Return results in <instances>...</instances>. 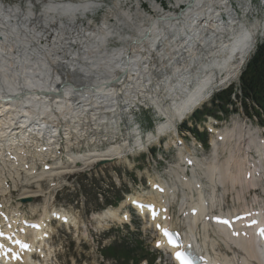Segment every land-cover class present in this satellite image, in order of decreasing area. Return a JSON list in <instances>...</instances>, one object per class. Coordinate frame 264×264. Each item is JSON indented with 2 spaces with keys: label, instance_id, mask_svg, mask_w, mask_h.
Here are the masks:
<instances>
[{
  "label": "bare ground",
  "instance_id": "bare-ground-1",
  "mask_svg": "<svg viewBox=\"0 0 264 264\" xmlns=\"http://www.w3.org/2000/svg\"><path fill=\"white\" fill-rule=\"evenodd\" d=\"M108 1L28 0L27 7L0 4L3 196L11 192L8 179L13 183L23 179L28 185L37 180V187H41L40 182L46 177L66 169L60 166L61 156L57 152L65 143L69 169L73 172L101 161L126 162L124 151L129 142H117L101 151H86L83 156L74 154L73 145H80L79 141L87 145L91 140L96 142L92 137L101 136V130L107 134L115 132L110 121L121 110L120 97L145 98L167 119L158 131L162 135L173 132L178 120L187 118L233 74L232 68L244 59L256 39L255 31H246L235 21L229 0H176V6L186 5L181 15L177 11H162L157 3L148 0H137L135 4L132 0H111L112 5ZM146 1L152 3L156 14L145 11ZM102 3L107 12L101 24L76 22L78 16L94 11ZM130 4L133 5L129 7ZM222 12L231 20L221 21ZM261 25L264 29V22ZM206 30L213 32L210 43ZM113 38L124 45L110 49ZM159 70L160 75L156 73ZM118 75L122 78L119 85L112 82ZM89 130L94 135L87 139ZM254 131L239 124L229 131H215L218 139H212L214 152L207 160L200 161L189 147L181 146L182 162L192 166V177L188 178L187 168L180 166L181 172H173L171 183L151 180L156 187L147 200L156 204L151 227L159 225V229L179 231L181 219H174L170 210L166 211L177 203L191 238L204 241L207 250L208 246L214 249L212 260L216 264H264L262 243L258 242V252L254 251L253 241L241 228L243 218L236 219V212L225 211L221 202L231 191L238 200H243L242 195L251 190L261 189L264 196V139ZM50 160H54L50 169L38 172V165ZM34 191L24 190L23 201L44 194ZM260 199H254V204L242 202V206L251 205L240 214L260 218L264 214V198ZM7 204H3L5 209L0 207L1 213L10 220L9 224H14L19 211L7 209ZM215 209H219L218 215ZM57 214L68 219L66 224L79 229L74 217L65 212ZM104 216L129 220L128 214L121 218L118 209L113 208ZM51 218L46 208L38 221L39 229L32 230L33 245L20 264H36L32 255H45L43 246L53 232ZM3 232L7 234L6 230ZM189 241L187 237L186 243ZM164 245L162 240L160 246ZM222 245L226 252L220 251Z\"/></svg>",
  "mask_w": 264,
  "mask_h": 264
},
{
  "label": "rangeland",
  "instance_id": "rangeland-1",
  "mask_svg": "<svg viewBox=\"0 0 264 264\" xmlns=\"http://www.w3.org/2000/svg\"><path fill=\"white\" fill-rule=\"evenodd\" d=\"M148 1L157 3L159 7L162 4L163 6L166 7V9H168L169 11H173V12L175 10H173L171 7L176 9V4H177L176 0H148ZM148 1H146V6L143 3L145 11L147 13L156 14V12L154 11L152 7V3H149ZM108 2L110 4L111 0H109ZM136 2L137 0H135L133 3L135 4ZM254 3L256 4V6H258L260 4V0H254ZM28 4L29 3H27V5ZM110 5H112V3ZM132 5L130 4L128 6L130 7ZM36 8H39V7H36ZM253 9L255 8L253 7ZM168 10H165V11H168ZM177 12H180V11L178 10ZM258 12H259L258 20L259 22H261L262 20L261 18H263L264 15L262 16L260 14V11ZM102 15H103V12L100 14V17H102ZM250 20H253V19H250ZM113 23H115V20H113ZM123 45H124V42H119L118 38H113L111 40V44L109 47L111 49V48L121 47ZM196 59L197 57H195V60ZM161 72H162L161 70L156 71V73L159 75L161 74ZM153 78H154V75H153ZM159 79L160 78H158L157 81ZM120 100L122 103L121 105L122 114L121 112H119L118 115H116V117H112V120L110 121L112 122L111 126H114L116 129L115 132H111L107 134L106 132H103L104 130H101L102 131L101 136H97V134H95V136L92 137L94 133L91 134V130H89L87 139H90V136H91L92 138L97 139V141L95 142L94 140L93 141L91 140L89 145H87L85 141L84 142L79 141L82 143V144L79 143L81 146L78 145V143H75L73 145V150H72L74 154L83 156L84 154H86V151H91V152H94L95 150L101 151V150L108 148V146L117 144V142L126 143L127 139H134L135 137H137L138 135H137L136 127H132V124L130 122L129 124H127V126H124V122H120V117L122 119V118H125V116L129 115L127 111H125V109H127L130 105L133 107L132 111L133 112L135 111L134 112L136 114L135 116L138 118V121L140 123L139 126L141 127V130L143 132L142 136L145 140L149 139L150 135L156 134L157 128H159L161 124H166L167 122L166 117H164L163 114H161L158 110H156L157 108L154 106V104H151V102H149L148 100H145V98L143 99V97L141 96H138V95L136 97L132 96L130 97L129 100H124L122 97H120ZM140 100L145 104V106L150 107L153 110L149 109L148 111L147 110L144 111L142 109L140 111V114L138 111L136 112V110H134L136 108L135 104L136 102ZM168 103L171 104V101H168ZM206 104H208V106L211 107L210 102ZM191 116L192 115H190L188 118L184 120L177 119L178 120L177 129H179L180 132L183 127L182 125L185 122H188V125L193 126V120ZM247 116L248 115L246 111L240 108L237 112L230 113L228 116H226V119H223L222 121H220L216 127L218 131L222 130L223 132L225 130H228V131L231 130L237 124L244 126L245 129L252 128V130L250 129V131H254V130L263 131L264 130L262 127H259V123L257 119H251L250 121L248 120ZM62 123H63L62 125H64V121H62ZM90 124H93V122H90ZM119 124H120V127H119ZM208 124L209 123H207V125ZM104 125L106 124H103V126ZM92 128H94V125H92ZM62 130L64 131L65 128H62ZM201 131H202V127H201ZM170 132L171 131H169L168 134H166V137H165L166 143L163 145L164 148L159 149L158 148L159 145L157 146L155 145V149H154L157 151V153H158V150H162L163 152L164 151L166 152L165 158L168 156V158L165 160L166 163L158 161L160 159L159 156H158L159 159L157 157L154 158L156 162L150 161L151 158L147 154L146 155L141 154L139 156L137 155L134 157L132 156L128 157L129 156L128 149L131 146L129 144H126V148L124 151V155L128 158L126 162L121 161L122 162L121 163L119 161H115V162H111L101 167H98L97 165L93 166L94 165L93 164L91 165L92 167L87 166V167H91V170H87L88 168L86 170L81 168L80 170H76L75 172H73V169H69L70 161L66 155L67 150L65 147L66 146V143H65L62 146V149L64 148L66 150V152L63 151V153H65L64 155L65 157L60 155L61 159L59 157V160H60V166L61 167L66 166V169L63 170L62 168V170H60L61 172L59 171L60 173L58 175H55L51 178L46 177L45 180H48V181L40 182L41 187H37V180H34L32 183H30L31 184L30 186V184L28 185V183L23 181V179H20V180L16 179V181H14L15 185L11 179H8V181H10L9 183L10 185L8 184V187L11 186L9 188L11 192L3 196V193L0 191V201L4 203L8 202L7 205H10L11 207L16 206L17 208H19V210H21L22 212L30 216H36V215L39 216L40 214L42 215L44 213V210H46V208L47 210H49L53 206H57L58 208L67 210L69 213L66 211H63V212L67 213V215L71 217H74L76 219V222H78L79 229L75 228L73 224L72 225L65 224L69 229L71 228V226H73L76 232H79L78 235L75 234V231L73 228L70 229L71 231L70 232L67 229V227H65L64 225L57 226L56 224L54 225L55 227L52 226L53 232L51 236L53 235L54 232L55 234L53 235L52 239L50 237L47 241L48 243H46L43 246L45 255L43 256V254H40V253L38 254L39 257L42 258V260L34 259L36 261V264H41V263L42 264H132V262L129 261L128 258H126L127 260H121V262L114 261V259L110 258V257H114V255L108 253V251L105 249L110 245L115 246V249L117 250L121 249L118 246L131 245L129 246V249H131L133 244L136 246L138 245L136 243L138 240L140 241V243L137 249L140 250L141 249L140 247L142 246L145 249L144 252H142L143 256L149 260L150 258H156L157 255L153 253V247L151 246L152 243H151L150 236H152L153 234L151 231L143 230L142 232L141 226L138 225L136 221L129 228L127 225L121 223L123 221L125 222L126 220L114 219L109 216H104V214L108 212L107 209L112 206L111 204L117 205V203H115V200L117 198L123 199L125 196V193L136 192L135 189H139V191H141L142 187L140 185V182L144 184V189H147L148 185L147 183H145L146 182V180H144L145 177L146 179L147 178L149 179V178H154L156 175H160L161 178H166L168 174V180L165 183H171V181L174 178L173 172L174 171H177V173L181 172V168H187L188 178L192 177L191 172H190L192 166L187 167V165L183 163L184 161L182 160V157L179 153L180 148H179V152L177 150L168 149L169 142L174 137V135H172ZM118 135H121V138ZM207 137L209 140V141L207 140V144L202 143L200 139L194 138L191 134L187 135V139L185 141L187 146L190 148V151L197 153L200 156L199 157L198 155L194 154L195 156L198 157L200 161L207 160L208 158H211L213 156L214 148L212 149L210 143L212 141L211 139H215V138L213 135H210L209 133ZM200 143L203 145V148ZM137 144H139V141H137ZM252 154L256 156V154L254 153ZM178 155L181 159V162H178L179 161ZM204 163H207V161H205ZM150 180H153V179H150ZM67 181L69 183H67ZM115 182L118 184L116 185ZM64 183L68 184V188H62V185ZM13 185L15 187L17 186V188H15ZM24 190H29V191L41 190L43 192H39V193L41 194L44 193V194H42V196L38 198H33L31 201H27V200L23 201V199H25L22 197L23 196L22 193L24 192ZM59 190L60 192H58ZM35 192L36 191H34V193ZM259 192L261 194H259ZM262 193L263 191L261 189L257 191L251 190L248 194L245 193L246 196L245 194L242 195L243 200H238L236 198V193L231 191L230 193L226 195V198H224V200L221 199L222 208L224 209V205H225V202L227 201V198H229L228 202H230L231 206L233 207L235 205L236 206L242 205L243 203H245V200L247 202L252 201V203L254 204L256 203V200L254 199L261 200L260 198H264ZM123 203L124 202L122 203L120 202L117 205L118 208L120 209L121 214L125 210L122 207ZM176 206L178 208L177 203H176ZM113 209H116V208H113ZM174 211H176V209H174ZM215 211L218 212L219 209H215ZM172 216L174 217V219L176 218L181 219V217H183L179 211L172 214ZM113 220H117V221H113ZM100 223L103 224L102 226L103 230L99 228L101 225ZM184 223H185V218H184ZM82 226H85L87 228V229L85 228L86 231L83 230V228H82L83 231H80V227ZM123 249H127V248H123ZM212 250L214 249L212 248ZM217 250L218 252L220 251L223 252V250L225 252L227 251L225 250V248H222V247H220V251H219V248H217ZM159 262L160 260L157 259L155 261V264H161ZM162 264H166V263H162Z\"/></svg>",
  "mask_w": 264,
  "mask_h": 264
},
{
  "label": "trees",
  "instance_id": "trees-1",
  "mask_svg": "<svg viewBox=\"0 0 264 264\" xmlns=\"http://www.w3.org/2000/svg\"><path fill=\"white\" fill-rule=\"evenodd\" d=\"M233 88L217 96L218 108L224 109L225 104L230 101ZM242 100L244 105L255 103L260 109L257 113L264 112V41L260 44L251 58L241 78ZM112 254L120 253L116 258H128L133 252L131 250L111 249ZM132 252V253H131Z\"/></svg>",
  "mask_w": 264,
  "mask_h": 264
},
{
  "label": "snow or ice",
  "instance_id": "snow-or-ice-1",
  "mask_svg": "<svg viewBox=\"0 0 264 264\" xmlns=\"http://www.w3.org/2000/svg\"><path fill=\"white\" fill-rule=\"evenodd\" d=\"M153 218H155V213H153ZM225 223H227V221H225ZM253 223H255V221ZM157 227L160 228L159 225H157ZM161 231L164 233V235L166 237H168V242L171 244H174V240L172 239L171 233H169V231L166 229H161ZM0 235H2V233H0ZM260 235L264 236V229L260 230ZM17 243H19V242H17ZM21 247L22 248H28L29 246L27 244H21ZM175 255H176V259L181 261V264H190V261L187 259L186 255L184 253L177 252Z\"/></svg>",
  "mask_w": 264,
  "mask_h": 264
}]
</instances>
